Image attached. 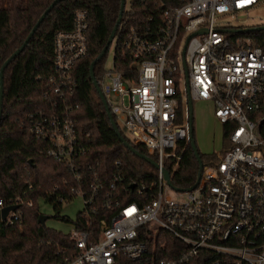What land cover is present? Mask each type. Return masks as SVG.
<instances>
[{"label":"built area","instance_id":"built-area-1","mask_svg":"<svg viewBox=\"0 0 264 264\" xmlns=\"http://www.w3.org/2000/svg\"><path fill=\"white\" fill-rule=\"evenodd\" d=\"M261 7L264 0H175L160 4V17L152 24L150 14L141 29L121 19L110 44L112 64L97 80L119 127L156 152L162 165L178 161L191 143L189 102L204 99L213 101L216 118L229 128L227 146L204 161L191 189H174L160 169L152 186L134 179L129 186L117 185L125 181L117 174L106 193L115 211L111 220L102 219L100 236L92 242L88 232L74 228L70 234L79 252L59 264H123L121 256L131 264H182L200 255L207 264H264V135L259 129L264 48L254 37L232 30L264 23L218 22L220 14H248ZM89 26L88 10L78 9L73 28L56 33L53 73L44 93L49 104L31 113L36 138L47 142V153L71 165L78 178L76 158L85 148L66 99L77 87L74 68L87 54ZM119 51L127 63L123 70ZM98 175L90 194L73 187L72 198L81 194L84 204L92 202L105 187ZM155 186L156 194L146 199ZM23 201L18 196L11 205ZM21 215L11 210L3 220L13 223ZM165 232L179 240L175 256L155 255V240Z\"/></svg>","mask_w":264,"mask_h":264},{"label":"trees","instance_id":"trees-1","mask_svg":"<svg viewBox=\"0 0 264 264\" xmlns=\"http://www.w3.org/2000/svg\"><path fill=\"white\" fill-rule=\"evenodd\" d=\"M53 0H0V68L6 58L19 47L32 27ZM175 0H131V7L124 9L122 20L127 19V27L141 29L147 17L154 14V24L159 16V5ZM78 9H87L90 26L88 29V51L74 68L77 87L68 95L66 104L73 105L72 115L81 144L85 150L76 158L82 176L78 178L71 165L54 159L47 153L48 143L38 140L33 131L31 113L47 108L49 101L44 94L48 80L53 73L55 36L58 31L71 30ZM121 11V0H61L43 19L25 48L9 63L4 71L3 114L0 121V199L4 206L11 205L16 197L23 202L16 208L22 215L13 223H6L1 216L0 206V264H59L74 258L79 247L71 238V232L48 226L39 221L43 213L39 199L53 203L57 212L62 207L60 197L72 198L73 187H84L88 194L90 184L104 183L93 198L85 204L74 220L75 228L88 232V241L99 238L101 221H110L114 210L109 208L110 183L121 173L126 184L134 179L152 186L158 178L159 169L146 159L135 154L120 139L112 124L106 106L91 76V63L105 46ZM121 20V21H122ZM238 34L250 35L264 48V29H255ZM108 52V51H107ZM121 52L117 54L120 70L125 69ZM107 53L95 66V76L99 80L105 70ZM225 138L228 142V126ZM123 135L140 151L156 160V152H150L142 143L134 139L120 127ZM264 135V119L259 125ZM201 153V152H200ZM203 161L215 158V154ZM118 160L120 162H118ZM171 171L175 185L186 187L197 179L199 160L191 145L187 146L181 159L165 161ZM157 186L149 188L146 199L152 198ZM92 194V193H91ZM33 203L30 205L29 201ZM64 220H71L67 216ZM153 241V240H152ZM152 241L149 248L152 249ZM155 255L175 256L180 248L179 240L170 233L158 237ZM123 264L132 261L121 256ZM182 264H207L203 255Z\"/></svg>","mask_w":264,"mask_h":264},{"label":"rangeland","instance_id":"rangeland-1","mask_svg":"<svg viewBox=\"0 0 264 264\" xmlns=\"http://www.w3.org/2000/svg\"><path fill=\"white\" fill-rule=\"evenodd\" d=\"M131 7V0H126L125 8ZM218 22L221 25H256L264 23V7L251 10L248 14L224 13L218 16ZM114 53V43L110 46L105 66L110 67ZM194 126L195 139L200 152L205 160H208L214 152L220 151L226 143L225 126L215 116V106L213 101L199 99L194 100ZM127 132V131H126ZM128 133V132H127ZM129 134V133H128ZM171 161V159H169ZM84 197L81 194L73 198L64 200L60 211L57 212L53 203L45 198L39 199L41 211L48 215L45 223L53 228L70 233L75 228L74 220L77 218L84 204ZM67 216L71 220H64Z\"/></svg>","mask_w":264,"mask_h":264},{"label":"water","instance_id":"water-1","mask_svg":"<svg viewBox=\"0 0 264 264\" xmlns=\"http://www.w3.org/2000/svg\"><path fill=\"white\" fill-rule=\"evenodd\" d=\"M61 0H53L51 2V4L43 11V13L40 15V17L38 18V20L36 21V23L34 24V26L32 27L31 31L28 33V35L26 36V38L24 39V41L22 42V44L17 47L7 58L6 60L3 62V64L1 65L0 68V121L2 118V114H3V101H4V71L6 69V67L9 65V63L25 48V46L29 43L30 39L32 38V36L34 35L35 31L37 30V28L39 27V25L41 24V22L43 21V19L46 17V15L48 14V12L51 11V9ZM125 3L126 0H121V11L119 14V17L117 19L116 25L114 26V28L111 31V34L105 44V46L103 47L102 51L100 52V54L92 61L91 63V76L94 80V83L102 97V100L106 106V109L108 111V114L111 118L112 124L116 130V133L118 134V136L120 137V139L125 143V145L127 147H129L135 154H137L138 156L146 159L147 161L151 162L152 164H154L158 169H160L163 173L164 178L167 180V182L176 190H185V189H191L193 187H195L198 183V181L200 180L201 177V172H202V168L204 165V161L203 158L201 156L200 150L197 146V142L195 139V126H194V104L193 101L190 100L189 105H190V136H191V145L197 155V158L199 160V170H198V174H197V181L195 184H193L192 186H190L189 188H185V187H180L177 186L173 183L172 181V174L171 171L165 166L162 165L158 160H156L155 158H153L151 155H148L142 151H140L135 145H133L122 133V130L120 129L119 125L117 124L111 109L109 107V104L103 94V91L97 81V78L95 76V70H94V66L96 64V62L101 59L108 51V48L116 34L118 25L122 19L123 16V12L125 9ZM255 29H264V24L262 25H257V26H246V27H241V28H234L232 29L233 31H238V32H245V31H250V30H255ZM135 184H132V187H134ZM18 207V204H13V205H6L1 209V216L3 219H5L8 215V213L11 210H15ZM48 215L42 213L40 215L39 221L42 223H45L46 219H47Z\"/></svg>","mask_w":264,"mask_h":264}]
</instances>
